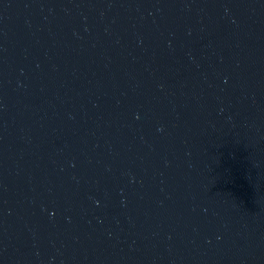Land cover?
Returning a JSON list of instances; mask_svg holds the SVG:
<instances>
[{
  "label": "water",
  "instance_id": "obj_1",
  "mask_svg": "<svg viewBox=\"0 0 264 264\" xmlns=\"http://www.w3.org/2000/svg\"><path fill=\"white\" fill-rule=\"evenodd\" d=\"M0 264H264V0H0Z\"/></svg>",
  "mask_w": 264,
  "mask_h": 264
}]
</instances>
